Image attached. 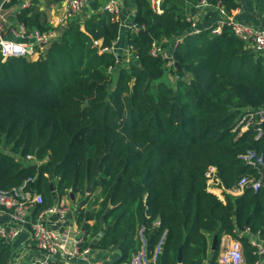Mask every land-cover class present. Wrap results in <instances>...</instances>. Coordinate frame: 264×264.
<instances>
[{
	"label": "trees",
	"instance_id": "16d2710c",
	"mask_svg": "<svg viewBox=\"0 0 264 264\" xmlns=\"http://www.w3.org/2000/svg\"><path fill=\"white\" fill-rule=\"evenodd\" d=\"M200 1L164 0L156 14L147 0H136L128 63L112 52L121 28L106 13L69 23L36 61H0V191L32 179L27 190L42 196L33 219L53 206L51 184L57 200L79 194L90 202L75 211L80 248L103 227L94 247L117 250L114 264L141 250L140 229L147 255L164 237L157 264H178L179 252L181 264H216L224 236L237 239L233 231L245 228L264 233V183L222 202L205 180L209 167L225 189L259 177L241 156L255 151L264 159V129L256 138V117L244 132L237 125L245 110L264 109V58L226 27L188 35L184 11ZM206 1L221 2L228 13L237 8L234 0ZM17 20L52 30L37 2ZM182 36L172 52L179 80L168 86L163 61L149 51L154 43L170 48ZM239 240L245 264H254L248 239ZM13 254L0 240V264H12Z\"/></svg>",
	"mask_w": 264,
	"mask_h": 264
},
{
	"label": "built area",
	"instance_id": "2783aa9c",
	"mask_svg": "<svg viewBox=\"0 0 264 264\" xmlns=\"http://www.w3.org/2000/svg\"><path fill=\"white\" fill-rule=\"evenodd\" d=\"M52 2L54 3L50 6V13L52 15L54 14V10L57 9L55 3H59L60 6L56 13L61 9V14L55 15L51 22H48L52 26L51 31L41 32L37 29H29L17 20V14L20 11L29 9L33 5L34 0H0L1 62L11 58H25L36 61L43 56L49 45L59 38L60 31L63 28L72 22L80 24V17L82 15L88 18L86 15L90 17L93 14L106 13L110 15L111 22L119 21L120 28L123 27L120 20L122 12L120 0H52ZM147 2L154 13H162L164 0H147ZM92 3H95V5ZM196 7L205 16L209 12L215 13L218 20L209 25V27L200 29L196 21L200 16L185 14L187 21L190 22V27L187 32L188 35L199 34L202 30H210L211 33L218 34L223 27H226L244 45L246 50L264 58V30L237 19V9L228 13L221 2L212 6L206 0H201ZM132 28L135 31L138 30L135 23L129 27V30ZM182 38L183 36L174 38L171 47L166 49H162L157 43H154L149 51L152 57L161 58L163 68L167 75H171L175 69L172 52L182 41ZM127 52L130 54L129 48H127ZM129 57L127 56L123 59L124 63L129 62ZM173 76L175 79H178L177 75ZM254 117L258 119L257 126L259 127L256 129V138H258L263 130L264 109L254 111L245 110L237 127H239L240 132H244L253 124ZM32 159L31 156H27L25 161L29 162ZM241 159L252 170L256 171V174L259 176L258 178L243 177L235 186L230 189H225L216 176L214 167H209L205 173L206 190L214 194L222 202L225 201L226 195L238 197L246 189H251L255 192L264 183V159L262 155L257 154L255 151H248L245 155L241 156ZM31 181L32 179H29L21 187L10 191H0V211L6 212L9 219L8 223L0 222V240L6 245L13 247L21 234L27 229L35 250L38 253L30 261H19L17 263L50 264L57 260L69 263L71 259H77L84 264H102L100 261L90 260L87 257V248L84 250L80 248L83 242V231L79 227L74 231V240L69 246L65 244L64 239L48 228L45 217L50 214H55L62 225L69 223V214L73 213L69 206L55 204L49 209L41 210L34 219L32 218L31 212L36 206L42 203V196L36 192L27 190V183ZM233 232L237 239L227 236L231 239L225 243V247L219 253L216 264H245L242 244L239 240L242 237H246L248 243L253 248L252 254L257 258L254 264H264V233L254 235L250 233L248 228L244 230L236 229ZM138 234L142 243L141 250L134 254L128 262H122L120 264H157L164 237L161 238L151 255H147L143 239V229H140ZM17 263L12 258V264Z\"/></svg>",
	"mask_w": 264,
	"mask_h": 264
},
{
	"label": "crops",
	"instance_id": "0c3cea01",
	"mask_svg": "<svg viewBox=\"0 0 264 264\" xmlns=\"http://www.w3.org/2000/svg\"><path fill=\"white\" fill-rule=\"evenodd\" d=\"M135 1L136 0H120L121 6H122V12H121V23L123 27H121L120 35L118 37V40L114 43L112 47V52L116 54L117 56H120L122 60L129 57L130 54L127 52V43H126V35L129 31V27L134 23L133 17H134V11H135ZM34 2H37V9L42 12V17L47 21L51 22V20L54 18L55 15L61 14V9L58 10V13H56L57 9L59 8L60 4L55 3L57 5V9L54 10V14L52 15L51 12V4L54 3L52 0H34ZM234 3L237 6L238 14L237 19L248 23L250 25H253L254 27L258 29L264 30V0H234ZM34 4V3H33ZM95 5V3H92ZM197 6V5H196ZM196 6H188L184 13L186 15L194 14L197 16H200L198 18L197 23L198 27L206 26L209 27L212 23L218 20L216 15L212 17L210 20H207L205 17L210 14V12L205 16L201 13V10L198 9ZM255 54V53H254ZM259 56V55H258ZM167 75V74H166ZM168 76V75H167ZM98 193V189L95 190V192L91 195L89 198V201L93 200V197H95ZM84 199H81L79 194H72L70 192L67 193L66 196H63L60 200H58L59 205H67L69 206L73 213L69 214V223L66 225H62L55 214H50L45 217V222L48 226V228L56 233L59 237L64 239V242L67 246H69L73 240H74V231L76 228H78L76 221H75V211L74 209H77L76 207L81 205H86V207L89 206L90 202L86 204L84 202ZM55 204L53 203V206ZM74 207V208H73ZM8 216L6 212L0 211V222L1 223H8ZM105 231V228H101V231L99 235L91 242V244L88 246L87 250V257L90 260L94 261H100L102 264H114L119 258V252L117 250H108V251H102L98 250L94 247L95 242L99 237L102 236L103 232ZM230 237H223L222 242L220 244V252L223 251L225 247V243L229 241ZM22 245V252H24L23 258L25 261H30L31 258H35L36 255H38L37 251L35 250V247H33V242L30 239L29 232L27 229H25V232L21 234L19 239L15 242V245ZM14 251V249H13ZM14 260L19 259L17 254H13ZM19 261H15L17 263ZM70 264H84L82 261L77 259H71L69 261ZM204 264H209V261H205Z\"/></svg>",
	"mask_w": 264,
	"mask_h": 264
},
{
	"label": "rangeland",
	"instance_id": "374dc122",
	"mask_svg": "<svg viewBox=\"0 0 264 264\" xmlns=\"http://www.w3.org/2000/svg\"><path fill=\"white\" fill-rule=\"evenodd\" d=\"M84 15H86L85 13H84ZM86 17H89L88 15H86ZM83 19H85V16H81L80 17V22H82L83 21ZM197 25H198V23H197ZM199 28L200 29H205L206 28V26H199ZM179 80V77H178V79H175V77L171 74V75H166V77H165V81H166V84L168 85V86H173L174 87V85L177 83V81ZM78 207V206H77ZM76 207V208H77ZM74 208V207H73ZM22 245H14L13 246V249H14V251H15V254H17L18 255V257L20 256V258L19 259H16L15 261H25V259L23 258V256H26V255H24V252H22ZM25 262H27V261H25ZM17 264H19V263H17Z\"/></svg>",
	"mask_w": 264,
	"mask_h": 264
},
{
	"label": "water",
	"instance_id": "95a60500",
	"mask_svg": "<svg viewBox=\"0 0 264 264\" xmlns=\"http://www.w3.org/2000/svg\"><path fill=\"white\" fill-rule=\"evenodd\" d=\"M117 58H118V63H120V61H121V57L118 56ZM175 68H176L178 71H181L180 67H179L176 63H175ZM262 128L264 129V124H262ZM29 168L35 170V169H37V166H36V165H31ZM50 191H51V197H52L53 203H54V204H57V202H58V201H57V196H56V192H55V189H54V187H53L52 184L50 185ZM89 191H90V187H88V188L86 189V192H87V193H89ZM216 242H217V239H216V237H214V238H213V241H212V245H211V250H214V249H215V247H216ZM181 261H182V256H181V253L179 252V255H178V258H177V262H178V264H181Z\"/></svg>",
	"mask_w": 264,
	"mask_h": 264
}]
</instances>
